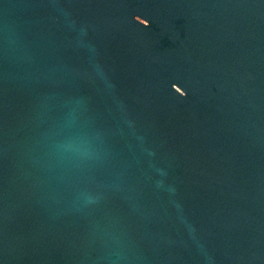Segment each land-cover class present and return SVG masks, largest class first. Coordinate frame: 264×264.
<instances>
[{
	"label": "water",
	"instance_id": "water-1",
	"mask_svg": "<svg viewBox=\"0 0 264 264\" xmlns=\"http://www.w3.org/2000/svg\"><path fill=\"white\" fill-rule=\"evenodd\" d=\"M0 264H264V0H0Z\"/></svg>",
	"mask_w": 264,
	"mask_h": 264
}]
</instances>
